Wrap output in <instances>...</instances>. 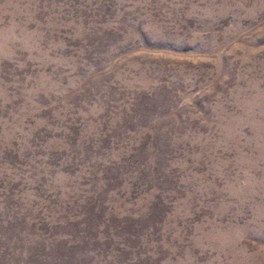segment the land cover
Masks as SVG:
<instances>
[{
    "label": "rangeland",
    "instance_id": "rangeland-1",
    "mask_svg": "<svg viewBox=\"0 0 264 264\" xmlns=\"http://www.w3.org/2000/svg\"><path fill=\"white\" fill-rule=\"evenodd\" d=\"M0 264H264V0H0Z\"/></svg>",
    "mask_w": 264,
    "mask_h": 264
}]
</instances>
